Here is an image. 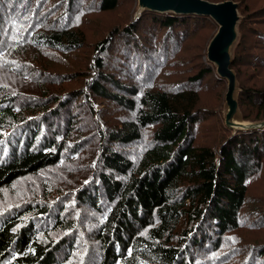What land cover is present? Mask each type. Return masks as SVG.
<instances>
[{"label": "trees", "instance_id": "obj_1", "mask_svg": "<svg viewBox=\"0 0 264 264\" xmlns=\"http://www.w3.org/2000/svg\"><path fill=\"white\" fill-rule=\"evenodd\" d=\"M232 1L259 121L264 0ZM136 2L0 0V264H264V128L224 124L216 24Z\"/></svg>", "mask_w": 264, "mask_h": 264}, {"label": "water", "instance_id": "obj_2", "mask_svg": "<svg viewBox=\"0 0 264 264\" xmlns=\"http://www.w3.org/2000/svg\"><path fill=\"white\" fill-rule=\"evenodd\" d=\"M239 4L232 0L210 2L208 0H137V15L143 12L197 15L211 18L217 26L207 49V61L215 68L216 75L227 82L224 95V124L235 131H251L264 128V120H243L238 104L239 84L233 63V50L238 43V26L241 15Z\"/></svg>", "mask_w": 264, "mask_h": 264}, {"label": "rangeland", "instance_id": "obj_3", "mask_svg": "<svg viewBox=\"0 0 264 264\" xmlns=\"http://www.w3.org/2000/svg\"><path fill=\"white\" fill-rule=\"evenodd\" d=\"M137 1V0H136ZM209 1V0H208ZM210 2H212V1H210ZM219 2H221V1H219ZM233 2H236V1H233ZM238 3V2H237ZM239 4V3H238ZM135 16L137 17V16H139V15H137V2H136V12H135ZM240 24V23H239ZM216 30H217V26H216V29H215V32H216ZM215 32H214V34H215ZM238 32H239V26H238ZM213 34V35H214ZM239 37H240V35H239ZM212 38V37H211ZM210 41V40H209ZM238 41H239V39H238ZM209 43V42H208ZM238 44V43H237ZM207 46H208V44H207ZM236 47V46H235ZM206 49H207V47H206ZM235 49V48H234ZM233 55H234V50H233ZM207 59V58H206ZM209 63V62H208ZM236 73V72H235ZM237 76V75H236ZM219 78V77H218ZM220 79V78H219ZM223 82H224V86H225V92H226V86H227V82L226 81H224V80H222ZM238 81V80H237ZM239 84V83H238ZM225 92H224V95H225ZM238 94H239V92H238ZM238 99H239V95H238ZM223 105H224V101H223ZM239 110H240V108H239ZM223 113H224V108H223ZM240 113H241V110H240ZM241 116H242V113H241ZM242 118H243V116H242ZM223 120H224V118H223ZM244 120V119H243ZM262 120H264V119H262ZM245 121H248V120H245ZM259 121H261V120H259ZM249 122H256V121H249Z\"/></svg>", "mask_w": 264, "mask_h": 264}, {"label": "bare ground", "instance_id": "obj_4", "mask_svg": "<svg viewBox=\"0 0 264 264\" xmlns=\"http://www.w3.org/2000/svg\"><path fill=\"white\" fill-rule=\"evenodd\" d=\"M67 145V144H66Z\"/></svg>", "mask_w": 264, "mask_h": 264}]
</instances>
